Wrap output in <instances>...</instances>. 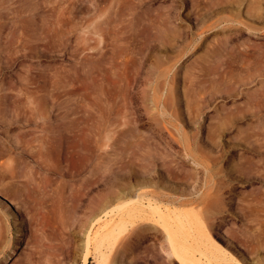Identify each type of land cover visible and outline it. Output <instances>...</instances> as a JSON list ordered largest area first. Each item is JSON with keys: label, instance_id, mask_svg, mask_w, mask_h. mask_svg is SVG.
<instances>
[{"label": "rangeland", "instance_id": "obj_1", "mask_svg": "<svg viewBox=\"0 0 264 264\" xmlns=\"http://www.w3.org/2000/svg\"><path fill=\"white\" fill-rule=\"evenodd\" d=\"M192 2L0 0V164L5 170L0 187L17 200L8 204L0 197V264H96L92 245L83 261L86 236L94 216L103 215L115 194L146 181L147 189L172 196L213 191L215 183H205L198 162L219 171L231 190L230 205L220 212L200 206L202 219L245 263L264 264V107L255 106L252 92L241 91L252 83L218 84L196 115L183 92L184 75L225 58L231 41L216 55L211 51L225 38L224 25L237 29L238 45L264 48V16L247 17L233 0L198 22ZM261 6L264 12V0ZM60 7L66 35L62 43L51 37L46 45L40 25L26 15L49 11L55 23ZM233 14L256 29L223 20ZM214 21L215 27L202 32ZM161 22L169 27L164 37L158 34L165 28L157 26ZM84 126L101 130L99 139L108 141L96 151L101 158L96 177L82 156ZM116 141L126 151L108 163L103 149L115 148ZM186 141L193 144L192 155L185 154ZM189 170L197 177L187 178ZM36 181L46 186V199L38 197ZM15 224L23 237L16 246ZM125 239L123 255L113 250L104 264H155L153 244L162 254L159 264H179L152 233L141 237L140 250L129 248L135 243L131 234ZM7 243L15 249L13 258L2 260Z\"/></svg>", "mask_w": 264, "mask_h": 264}, {"label": "bare ground", "instance_id": "obj_2", "mask_svg": "<svg viewBox=\"0 0 264 264\" xmlns=\"http://www.w3.org/2000/svg\"><path fill=\"white\" fill-rule=\"evenodd\" d=\"M229 1L233 0H193L192 8L195 11L197 21L203 22L206 18L226 9ZM235 1L239 3L241 12L246 14L247 17L257 20L264 16L261 0ZM26 16V20L36 22L40 25L39 38L43 40L46 45L50 43L51 37H58L60 43L63 42L66 31L63 27L64 14L61 7L56 14L55 23L53 22V18H50L51 14L49 11L42 12L38 16L31 15V13H28ZM223 20H237L239 24L245 25L241 20L236 19L234 14L231 17H224ZM215 23L214 21L207 24V28H204L202 32L215 27ZM166 24L167 22H161L157 25L165 26L163 30L162 28L158 30V34L163 37L164 31L169 29L168 26L166 28ZM246 27L256 29L253 25ZM222 30L226 34L225 38L218 39L217 44H213L214 46L211 48V51L216 55V52H219V50H217L218 47L224 49L223 45L231 41V44L225 48V58L218 59L220 57H217L212 59L209 65H199L194 73L191 75H184L183 92L185 103L189 111L194 115L201 109L202 104L213 96L214 88L221 83H226L227 85H233L235 87L238 83V88L243 83H252L250 86L240 89L245 93L252 92L255 95V106L259 108L264 107V48L254 43L238 45L237 42H234V39L237 37V29L233 28L230 24L227 26L224 25ZM100 93H103L102 87H100ZM82 132V156L84 160L88 161L90 164V175L96 177L100 171L101 164V158L99 156L97 159L96 151H98L100 147L106 145L108 141L106 140L107 142L103 143L99 139L101 130L90 132L89 128L84 126ZM122 133V131L118 133L116 140L120 138ZM184 146L186 148L184 149L188 151H185V154L192 155V149H194L193 144L186 141ZM195 148L202 150V145L195 144ZM124 151L126 150L121 148L117 141L115 143V148L111 146L110 148L104 147L103 149L105 154H109L107 158L108 163H113L119 156L121 158V154H123L122 152ZM133 153L134 151L131 145L128 154L131 156ZM198 164L205 170L203 177L205 183L209 185L215 183L213 191H207L204 194L198 196L193 195L191 197H181V195H179L180 197L178 195L172 196L169 193L160 191L158 188L147 189L146 186L149 182L147 183L146 181L137 182V187L128 189L123 194L117 192L110 207L104 210L103 215L98 213L92 219L91 228L89 227V231L87 230L88 233L86 232L87 238L85 243L87 250H85L83 261L86 262L87 260L88 252H90V245H92L95 253L96 264H104L111 251L114 250L118 257L128 248L125 241L127 235L131 234L135 239V243L129 246V248L140 250L142 244L141 237H147L148 234L152 233L154 237L156 236L157 239L162 240L161 249L164 253H166L168 257H172L173 260H176L179 264H247L217 239L212 231V226L202 219L201 211L199 210L200 206L213 209L212 214H214L216 210L220 212L222 208L230 205L228 204L229 202H227L229 198V194L227 193L231 190L223 185L225 181L218 175L219 171H213V168L207 163L198 162ZM24 172L26 173V170ZM172 172L173 171L170 170L168 176L172 175ZM17 174V170L13 169L11 171L12 177L17 176ZM135 175L136 173L132 172L131 177ZM4 176L5 170L3 169V165L0 164V178ZM186 176L187 178L197 177L191 170L186 172ZM32 178L33 176L30 179L33 180ZM46 181H44L45 184ZM37 183L41 188V190H39L40 196L38 197H40V199L45 197L46 199L47 196L45 195L46 193L48 194L45 189L46 186H42L40 182ZM47 184H49L48 181ZM35 185L37 184L34 183V186ZM36 193L38 194V191ZM0 197L5 199L8 204H17L15 197L1 187ZM42 202L44 201H41V203ZM194 203H197V205L194 206ZM149 223L153 225H149ZM135 224H138L137 228L134 226ZM14 229L16 234L14 246H16L21 242L23 237L20 235L16 224L14 225ZM223 232L229 239L236 240L234 234L228 229H224ZM6 248L7 250L6 253L2 255V260H7L8 257L11 259L13 258L15 249L11 243H7ZM152 249L158 258L162 257L160 249L155 244L152 245ZM250 256L252 259L255 258L253 252H250ZM158 258H156L155 264H159ZM135 262L137 263L138 261H131L130 264ZM145 263H148V261H145Z\"/></svg>", "mask_w": 264, "mask_h": 264}]
</instances>
